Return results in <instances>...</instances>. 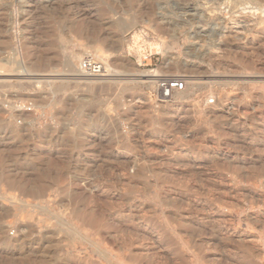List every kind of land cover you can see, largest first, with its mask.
I'll return each instance as SVG.
<instances>
[{"label":"rangeland","instance_id":"obj_1","mask_svg":"<svg viewBox=\"0 0 264 264\" xmlns=\"http://www.w3.org/2000/svg\"><path fill=\"white\" fill-rule=\"evenodd\" d=\"M243 5L264 0H0V264H264V20ZM82 45L148 76L75 82Z\"/></svg>","mask_w":264,"mask_h":264},{"label":"bare ground","instance_id":"obj_2","mask_svg":"<svg viewBox=\"0 0 264 264\" xmlns=\"http://www.w3.org/2000/svg\"><path fill=\"white\" fill-rule=\"evenodd\" d=\"M260 6H262V5H243L241 8H240V12L241 13H247V12H249V13H251L253 16H254V18L256 19V21L253 23V25H256L257 23H259V22H262L263 20H264V7H260ZM224 9V8H223ZM225 10H223L222 12H224ZM225 13V12H224ZM223 14V13H222ZM135 23V21H133V22H131V23H129V24H131V25H133ZM128 24V23H127ZM125 26H127L126 24H124L123 22H115L114 24H113V27L114 28H119V30L120 29H122V28H124ZM80 27V26H79ZM195 36V35H194ZM97 37V36H96ZM100 38V37H99ZM113 38H114V35H112V36H110V39L112 40V41H114L113 40ZM99 39H98V37L97 38H95L94 39V42H97ZM93 41V40H92ZM100 42V41H99ZM87 48H91V46H84V45H82V46H80V47H78V48H73L72 50H70V51H68V52H66V59H65V62H66V65H67V67H68V69L69 70H71V71H74V73H72L71 75V77H69V78H72V79H74L75 80V82L76 81H80V82H82V81H88V82H94V81H98L99 82V80H113V81H116V82H120V81H124V83L126 84V83H139V82H141V80H142V77L145 75H142V72L143 71H141L139 68H135V70H133V72L131 71V73H124V72H122L121 70H116V69H114V67H113V71H114V74H111V75H113V76H111V77H104V78H89V77H83V76H81L80 75V73L78 72V63H79V58H80V55L81 54H83V53H81V52H86L87 51ZM152 48V47H151ZM161 48V47H160ZM158 50V49H157ZM89 52H91L93 55H95L97 58H99V59H101L103 62H104V64H105V66L107 67V68H109V65H111L110 63H109V60H108V53H104L103 51H101V50H99V51H89ZM88 52H86V53H84V55L85 54H87ZM109 54H111L110 52H109ZM184 63V62H183ZM183 63H180L179 62V60L175 57V58H171V59H169V61H168V65L170 66V65H172L173 67H179V66H185V64H183ZM120 64H123V62L122 63H120ZM121 66V65H120ZM66 67V68H67ZM186 68H189V66H185ZM128 68H130V67H128ZM127 69V68H126ZM195 69V68H194ZM129 70V69H128ZM70 71V72H71ZM77 71V74L75 73ZM70 75V74H69ZM117 75V76H116ZM146 77L148 76V75H145ZM151 76V75H150ZM44 77V76H43ZM6 78H8L7 76H3V77H0V79L2 80V79H6ZM81 79H84V80H82L81 81ZM154 78H149V79H146V80H144V81H147V82H149V83H153L154 82ZM73 81V80H72ZM112 81V82H113ZM87 82V83H88ZM187 82H190L191 84L192 83H195L196 81H193L192 80V77L190 78H188V81ZM95 83V82H94ZM115 83V82H114ZM89 84V83H88ZM196 84V83H195ZM197 85V84H196ZM129 86V85H128ZM91 88V87H90ZM176 98L178 99V101H183L185 98H186V95H184V94H182L181 92H177V96H176ZM225 109V108H224ZM16 186V185H15ZM14 186V187H15ZM13 244V243H12Z\"/></svg>","mask_w":264,"mask_h":264},{"label":"built area","instance_id":"obj_3","mask_svg":"<svg viewBox=\"0 0 264 264\" xmlns=\"http://www.w3.org/2000/svg\"><path fill=\"white\" fill-rule=\"evenodd\" d=\"M78 72L83 77L104 78L109 76L110 69L105 66L101 59L92 53H87L79 60ZM156 85L159 100L168 101L173 97L175 92L184 89L186 79L184 76H160L157 78ZM209 102L213 103L214 99H210Z\"/></svg>","mask_w":264,"mask_h":264}]
</instances>
